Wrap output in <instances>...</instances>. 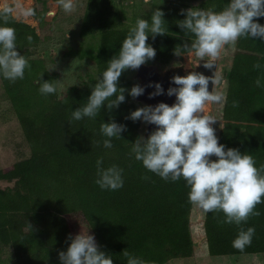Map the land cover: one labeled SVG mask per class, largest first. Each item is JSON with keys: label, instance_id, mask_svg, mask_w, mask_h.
Masks as SVG:
<instances>
[{"label": "trees", "instance_id": "obj_1", "mask_svg": "<svg viewBox=\"0 0 264 264\" xmlns=\"http://www.w3.org/2000/svg\"><path fill=\"white\" fill-rule=\"evenodd\" d=\"M229 2L201 0L198 8L214 7L220 11ZM5 9L9 8L0 7V25L6 15L7 26L16 33L17 50L30 64L24 78L14 83L1 75L31 149L29 157L0 169V180L13 183L11 187L0 188V245L12 247L14 264H61L59 252L67 250L71 243L68 237L74 236L68 219L74 214L82 217L99 250L111 256L113 264H126L125 250L146 264H165L173 257L192 256L193 204L189 202L190 189L185 180L162 179L147 170L131 151L132 143L142 136L143 121L134 122L127 117L144 105L134 101L126 91L125 101L119 107L109 111L105 104L94 119L85 117L69 124L71 112L86 104L97 77L112 56L118 55L130 27L104 28L97 48L73 51L95 63L96 75L71 85L64 93L45 96L39 92L41 78L55 83L58 74L46 69L44 60L34 55L41 37L35 27L17 20L11 11L5 14ZM95 9L99 20L105 21L107 8L96 6ZM159 9L164 14L165 34L155 38L149 34L146 43L155 49L156 55L148 63L165 65L177 56L174 53L177 46L191 41L192 34L183 32L176 23L185 18L181 10L186 8L164 5ZM44 13L32 9L41 24ZM91 17L89 12L87 22ZM256 21L264 25V17ZM86 28H89L87 23ZM70 50L66 54H71ZM256 63L261 65L259 69L253 67ZM133 75L129 69L123 71L118 87L130 90L136 85ZM258 77L264 84V40L240 38L227 73L224 125L218 143L225 150L235 148L252 155L257 168L264 165V87L255 85ZM234 101L238 106L233 107ZM113 120L125 125L126 131L119 138H111L113 146L109 149L103 146L107 137L101 134L100 125ZM99 158L103 159L104 168L116 165L123 169L122 188L101 189L96 183ZM255 211L260 215L250 216L240 226L245 230L255 229L251 245L242 252L232 246L238 226L222 223L223 212H207L204 228L209 254L264 253V202L257 204ZM0 264H4L1 258Z\"/></svg>", "mask_w": 264, "mask_h": 264}, {"label": "clouds", "instance_id": "obj_2", "mask_svg": "<svg viewBox=\"0 0 264 264\" xmlns=\"http://www.w3.org/2000/svg\"><path fill=\"white\" fill-rule=\"evenodd\" d=\"M59 4L65 12H72L77 6L75 0H59ZM10 11L5 9L4 13ZM181 12L185 18L176 23L183 32L191 33L192 39L177 46L174 53L181 56L183 51L194 52L207 69L216 67L215 61L226 45H234L240 38L264 40V25L256 21V18L264 17V0H230L220 11H215L214 7H194ZM26 14H32L31 10ZM163 15L157 8L152 12L151 23L143 18L136 20L122 41L118 55L112 56L91 87L86 104L71 112L69 124L85 117L94 119L105 104L109 111L119 107L125 101L126 91L133 98L143 94L144 88L138 84L130 90L118 87L119 78L123 71L137 70L155 58V49L146 41L149 34L153 38L165 34ZM16 39L15 30L7 26L5 15L4 23L0 25V75L13 83L23 79L25 69L30 68L28 60L17 50ZM27 39L31 42L32 38L29 36ZM253 67L259 69L261 65L256 63ZM41 80L40 94L47 96L57 92V83ZM171 80L177 85L167 90L169 96L176 97L171 106L161 102L154 107H138L127 117L134 122L142 120L156 125L146 139L141 136L132 143L131 151L147 170L162 179L177 181L183 178L190 189L188 199L191 204L206 213L223 212L221 222L235 224L239 228L232 246L242 252L251 245L255 229L248 227L245 230L240 226L250 216H259L260 213L255 211L256 205L264 202V165L257 168L252 155L242 154L235 148L225 150V146L218 143L212 127L217 120L205 114L206 104L225 102L223 93L214 90L221 83V77L215 71L213 76L193 71L183 76L175 75ZM210 81L212 91H209ZM255 85L264 87L260 77L255 80ZM154 87L156 91L150 93V97L163 93L159 83ZM236 106L238 102L234 101L233 107ZM123 131H126V126L114 120L103 122L100 132L107 137L102 142L103 146L112 148L111 138L121 137ZM213 156L216 159H212ZM96 164V183L101 189L118 190L123 187V169L116 165L104 168L102 158ZM68 239L71 243L67 250L59 252L61 264H113L111 256L99 250L88 230L69 235ZM123 255L127 258L126 264H146L126 250Z\"/></svg>", "mask_w": 264, "mask_h": 264}, {"label": "rangeland", "instance_id": "obj_3", "mask_svg": "<svg viewBox=\"0 0 264 264\" xmlns=\"http://www.w3.org/2000/svg\"><path fill=\"white\" fill-rule=\"evenodd\" d=\"M75 2L77 5L75 10L65 12L60 6L59 0H0V7L9 8L17 20L24 21L36 28L41 40L34 49V55L44 60L46 69L58 74L55 82L58 93H64L71 85L81 83L89 75H96L95 63L88 57L80 58L78 53L74 54L73 51L87 47L97 48L101 41L102 29L129 28L135 25L138 18L151 22L149 15H152V12L161 6L198 8L201 0H75ZM96 6L107 8L105 21L99 20ZM34 8L39 13L45 12L44 23L41 24L33 14H26L29 10L32 13ZM89 12L92 13V17L88 23L86 17ZM86 23L89 24V28L84 29ZM69 50L71 54H66ZM235 50L236 43L226 45L218 57L216 74L221 77V83L215 86L214 90L223 93L225 99L228 88L227 73L232 65ZM197 60L194 52H187L176 56L171 63L193 65ZM129 72L134 74L132 69H129ZM224 103L205 105V114L211 115L217 120L212 125L217 138L224 125ZM145 127L146 123L143 121L141 135L144 134ZM30 154V146L0 75V169L27 158ZM212 159L215 157L213 156ZM8 186H13V183L0 180V188ZM205 214L206 212L201 208L193 205L190 216L194 242L193 255L173 257L165 264H264V253L210 255L204 228ZM68 219L74 236L81 231H89L88 225L79 214L68 216ZM89 234H91L90 231ZM12 250V247L0 245V258L4 264H14Z\"/></svg>", "mask_w": 264, "mask_h": 264}, {"label": "water", "instance_id": "obj_4", "mask_svg": "<svg viewBox=\"0 0 264 264\" xmlns=\"http://www.w3.org/2000/svg\"><path fill=\"white\" fill-rule=\"evenodd\" d=\"M198 63V65H197ZM204 61L197 60L193 65L182 64H158L154 63H145L141 65L137 70H134V79L136 85H140L144 88L142 95L133 98L134 101L139 102L144 106H156L158 103L164 102L171 106L175 102V95L169 96L167 90L170 87H177L171 78L175 75H187L189 72H198L202 73L205 76H213L214 71L217 72L218 68V59L215 61L216 67L213 69H207L203 66ZM159 83L163 88V93L159 95L149 96L150 93L155 92L154 85ZM151 85V86H149ZM213 85L211 81L209 82V91H212ZM156 129V125L151 123H146L144 134L142 135L145 139L149 136L151 132Z\"/></svg>", "mask_w": 264, "mask_h": 264}]
</instances>
